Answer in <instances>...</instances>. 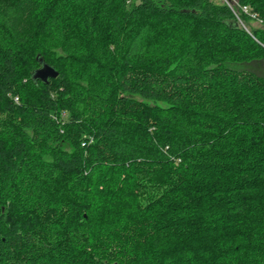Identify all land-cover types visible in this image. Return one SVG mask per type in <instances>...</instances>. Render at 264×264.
<instances>
[{
    "label": "trees",
    "instance_id": "1",
    "mask_svg": "<svg viewBox=\"0 0 264 264\" xmlns=\"http://www.w3.org/2000/svg\"><path fill=\"white\" fill-rule=\"evenodd\" d=\"M258 60L264 0H0V264H264Z\"/></svg>",
    "mask_w": 264,
    "mask_h": 264
},
{
    "label": "rangeland",
    "instance_id": "2",
    "mask_svg": "<svg viewBox=\"0 0 264 264\" xmlns=\"http://www.w3.org/2000/svg\"><path fill=\"white\" fill-rule=\"evenodd\" d=\"M220 2V0H216ZM254 26H261L258 23H253ZM234 68L237 70H248V71H253L256 74L260 76H264V61L258 60V61H253V62H246L242 64H236L234 65Z\"/></svg>",
    "mask_w": 264,
    "mask_h": 264
},
{
    "label": "water",
    "instance_id": "3",
    "mask_svg": "<svg viewBox=\"0 0 264 264\" xmlns=\"http://www.w3.org/2000/svg\"><path fill=\"white\" fill-rule=\"evenodd\" d=\"M35 78L48 81L49 78H56L59 76V71L48 63H43L40 68H38L34 74Z\"/></svg>",
    "mask_w": 264,
    "mask_h": 264
},
{
    "label": "built area",
    "instance_id": "4",
    "mask_svg": "<svg viewBox=\"0 0 264 264\" xmlns=\"http://www.w3.org/2000/svg\"><path fill=\"white\" fill-rule=\"evenodd\" d=\"M242 10L245 12V13H250V8L248 6H243ZM252 16L255 18L256 15L255 14H252Z\"/></svg>",
    "mask_w": 264,
    "mask_h": 264
}]
</instances>
